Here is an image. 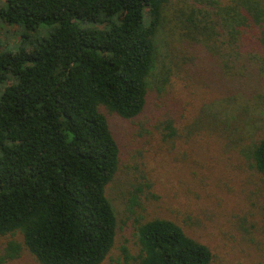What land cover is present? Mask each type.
<instances>
[{"label":"trees","instance_id":"1","mask_svg":"<svg viewBox=\"0 0 264 264\" xmlns=\"http://www.w3.org/2000/svg\"><path fill=\"white\" fill-rule=\"evenodd\" d=\"M171 1L0 4L1 22L19 30L16 43L2 50L0 41V237H11L0 264L25 250L41 264H102L110 254L118 219L107 188L122 157L109 115L133 121L144 112ZM188 2L180 22L190 72L199 76L208 65L227 73L248 54L245 39L264 51V0ZM43 25L49 29L39 35ZM257 55L249 60L259 62ZM163 123L166 138L180 137L174 118ZM251 156L264 179V135ZM135 180L125 221L137 249L122 246L120 263L213 264L211 248L180 223L138 213L139 195L154 183L145 171Z\"/></svg>","mask_w":264,"mask_h":264},{"label":"rangeland","instance_id":"2","mask_svg":"<svg viewBox=\"0 0 264 264\" xmlns=\"http://www.w3.org/2000/svg\"><path fill=\"white\" fill-rule=\"evenodd\" d=\"M189 5L188 0H172L163 13L144 112L133 121L109 115L122 163L107 188L118 228L102 264H121L124 245L136 252L135 228L125 221V208L141 171L154 185L151 193L139 195V214L180 223L211 248L213 264H264V179L251 156L264 135V51L245 39L248 54L236 58L227 73L208 65L201 76L190 72L182 60L188 47L180 22ZM48 29L43 25L39 35ZM18 31L0 20L2 50L18 41ZM251 54H258L259 62H251ZM159 84L165 87L162 93ZM170 117L180 134L174 141L163 129ZM10 238L0 237V255ZM4 264L41 263L25 250Z\"/></svg>","mask_w":264,"mask_h":264}]
</instances>
